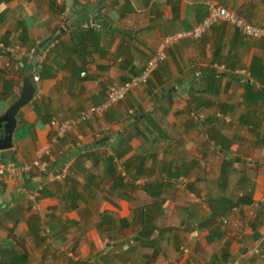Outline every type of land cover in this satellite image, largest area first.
I'll return each mask as SVG.
<instances>
[{
	"label": "crops",
	"instance_id": "crops-1",
	"mask_svg": "<svg viewBox=\"0 0 264 264\" xmlns=\"http://www.w3.org/2000/svg\"><path fill=\"white\" fill-rule=\"evenodd\" d=\"M207 3L264 24V0H0V48L11 53L0 54V116L43 44L5 163L41 159L63 175H4L0 264H264L263 41L225 23L181 40L146 85L56 136L108 85L139 76L165 37L200 24ZM122 139L113 189L107 161Z\"/></svg>",
	"mask_w": 264,
	"mask_h": 264
},
{
	"label": "built area",
	"instance_id": "built-area-1",
	"mask_svg": "<svg viewBox=\"0 0 264 264\" xmlns=\"http://www.w3.org/2000/svg\"><path fill=\"white\" fill-rule=\"evenodd\" d=\"M220 23H225L235 28L246 38L261 40L264 42V24H252L233 11L221 6H216L212 3H207V14L200 24L188 30L177 32L165 37L159 45L157 53L147 62L143 72L139 76H134L121 85H108L106 87L107 98L101 105L90 107L77 117L65 120L58 124L56 136L58 138L64 137L71 129L77 128L95 117L102 116L105 112L122 102L133 89L146 85L151 74L165 62L166 56L164 49L177 44L181 40H198L205 36L214 25ZM34 79L37 80V78ZM55 124L56 123H53V125ZM43 155L51 158L49 150H46ZM51 166L52 164L50 162L41 159L37 160L32 165H7L3 157V152L0 150V190L2 179L7 172L11 174L16 171L29 173L32 170H36L39 174H43L51 172ZM56 175V179L63 178V175L60 173L56 172Z\"/></svg>",
	"mask_w": 264,
	"mask_h": 264
},
{
	"label": "water",
	"instance_id": "water-1",
	"mask_svg": "<svg viewBox=\"0 0 264 264\" xmlns=\"http://www.w3.org/2000/svg\"><path fill=\"white\" fill-rule=\"evenodd\" d=\"M44 44H46V47H43V50H46V48H47V46H49L50 42L45 41ZM42 46H43V44H40L38 46V48L32 53L33 61L31 64L33 67V73L30 75H27L23 79V86H22V91H21V95H20L19 99L17 101H15L2 116H0V150L3 152L4 158H9L12 154V150H13L12 136H13V133H14L16 126H17V120H16L17 115L19 114V112L24 107H26L32 101V99L34 98V96L36 94V88L37 87H36L35 81L33 80V77L34 76L38 77L37 60H38V56L41 53V52H39V48H41ZM1 53L11 56L10 52H7V51L3 50L2 48H0V54ZM21 62L27 63V60L22 59ZM142 116H144V114ZM139 117L140 116L134 117V120L131 123H129L126 128H123L119 132V137L113 143L114 146H116L118 141L121 139L123 132L127 128L135 125L137 120L139 119ZM105 143L112 145V143H109L108 138L101 139L99 141L100 145H103ZM82 150H86V147H82L80 149H77L76 151H74L72 153V155L76 154L77 152H80ZM71 156H69V158Z\"/></svg>",
	"mask_w": 264,
	"mask_h": 264
},
{
	"label": "trees",
	"instance_id": "trees-1",
	"mask_svg": "<svg viewBox=\"0 0 264 264\" xmlns=\"http://www.w3.org/2000/svg\"><path fill=\"white\" fill-rule=\"evenodd\" d=\"M124 141H125L124 139L121 140V142L119 144V147L115 148V152H113V155L110 156L108 158V161H107L108 167H107V170H106V174H107V177L109 179L114 180L113 185H112L113 189H119V188H121L123 186V179L120 176H116L117 173L114 171L115 167H114L113 163H114L115 159L120 160V158H122L123 154H121L120 147L122 146ZM11 159H12V157L5 158V161L6 160L9 161ZM58 170H59V168H58V166L56 164H53L51 166V171L52 172H55V171H58ZM66 182H67V179H66ZM151 234H152V230H148L147 232L143 230L141 232L140 236L142 238L148 240L150 238Z\"/></svg>",
	"mask_w": 264,
	"mask_h": 264
},
{
	"label": "clouds",
	"instance_id": "clouds-1",
	"mask_svg": "<svg viewBox=\"0 0 264 264\" xmlns=\"http://www.w3.org/2000/svg\"><path fill=\"white\" fill-rule=\"evenodd\" d=\"M33 78H37V79H38V77H33ZM34 80H35V79H34ZM35 81H37V80H35ZM4 159H5V158H4ZM51 172H52V171H51ZM56 172H58V171H55V173H56Z\"/></svg>",
	"mask_w": 264,
	"mask_h": 264
}]
</instances>
